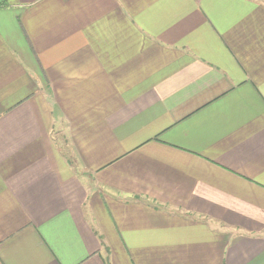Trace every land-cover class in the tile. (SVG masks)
<instances>
[{"label": "crops", "instance_id": "0c3cea01", "mask_svg": "<svg viewBox=\"0 0 264 264\" xmlns=\"http://www.w3.org/2000/svg\"><path fill=\"white\" fill-rule=\"evenodd\" d=\"M107 263L264 264V0H0V264Z\"/></svg>", "mask_w": 264, "mask_h": 264}, {"label": "trees", "instance_id": "16d2710c", "mask_svg": "<svg viewBox=\"0 0 264 264\" xmlns=\"http://www.w3.org/2000/svg\"><path fill=\"white\" fill-rule=\"evenodd\" d=\"M107 264H109V263H107Z\"/></svg>", "mask_w": 264, "mask_h": 264}, {"label": "rangeland", "instance_id": "374dc122", "mask_svg": "<svg viewBox=\"0 0 264 264\" xmlns=\"http://www.w3.org/2000/svg\"><path fill=\"white\" fill-rule=\"evenodd\" d=\"M58 139V138H57Z\"/></svg>", "mask_w": 264, "mask_h": 264}]
</instances>
